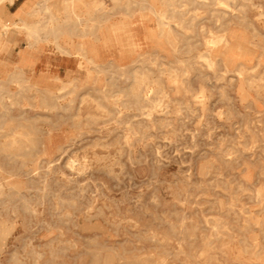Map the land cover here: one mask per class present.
Here are the masks:
<instances>
[{"label":"rangeland","instance_id":"obj_1","mask_svg":"<svg viewBox=\"0 0 264 264\" xmlns=\"http://www.w3.org/2000/svg\"><path fill=\"white\" fill-rule=\"evenodd\" d=\"M211 3L178 14L177 49L140 43L135 56L146 61L112 80L65 63L52 82L25 72L24 83L0 64L5 89L32 88L18 96L23 106L4 95L0 107V264H264V0H235L220 21ZM225 33L211 70L198 58ZM242 65L259 67L241 80ZM144 67L169 93L151 117L127 96L104 97L111 84L131 90ZM75 77L74 92L60 93ZM35 89L65 109L43 107ZM26 119L47 134L33 157L9 143Z\"/></svg>","mask_w":264,"mask_h":264},{"label":"crops","instance_id":"obj_2","mask_svg":"<svg viewBox=\"0 0 264 264\" xmlns=\"http://www.w3.org/2000/svg\"><path fill=\"white\" fill-rule=\"evenodd\" d=\"M191 3L202 4L196 0H5L0 3V64L32 73L36 80L48 76L51 82L59 66L87 64V74L93 69L112 80L141 58L135 56L140 43L148 41L158 52L177 49V25L185 21L178 14ZM152 17L157 20L155 27ZM23 22L41 31L31 36L19 28ZM21 41L25 45L18 48ZM72 79L76 84L80 80Z\"/></svg>","mask_w":264,"mask_h":264},{"label":"bare ground","instance_id":"obj_3","mask_svg":"<svg viewBox=\"0 0 264 264\" xmlns=\"http://www.w3.org/2000/svg\"><path fill=\"white\" fill-rule=\"evenodd\" d=\"M3 1H5V0H0V3L3 2ZM197 1H202V4L206 3V0H196V2ZM234 1L235 0H210V2H212L211 3L212 6L213 7L215 6V8H213V13H216V15H217V21H220L222 16H226L227 14H231L229 12V9H235ZM186 3H187V1H186ZM83 4H85V3H83ZM170 7H171V5H170ZM182 7H183V5H182ZM182 10H180V11L182 12ZM184 10H185V8H184ZM151 15H153V13H151ZM232 15L235 16V14H232ZM261 16H263V15L261 14ZM161 17H159V18H161ZM196 17H197V15H196ZM196 17L193 18V19H197ZM166 22H168V21H166ZM179 25H181V23H179ZM31 26L32 25H30V27H29L27 25V23L23 22L19 26V28L20 29H24L26 31L27 30L30 31L31 32V36H32L33 33H37L38 30H40V29H39L38 26H33V27H31ZM4 29L7 31L10 28L8 26H6ZM32 41H34V40H32ZM229 44H230V39L228 38V36L226 35V33L225 34H221V35H215V34H213V36L209 40H207L206 43H205V45L207 47L211 48L212 50L209 51L208 54L206 53L207 54L206 56H200L198 59L201 60V61H203L205 64H207L209 69L215 70V67L214 66L219 62V59L217 58V53L218 52L215 51V50H218V49H220L222 47H225L226 48V47L229 46ZM242 52L244 53V51H242ZM144 59H146V58H142L141 57L138 61L135 62L134 65L141 64V63L145 62L146 60H144ZM258 67H259V65L257 67H255V68H248L245 65H242L236 71V74L242 80L245 77L246 74H253L258 69ZM124 70H121L120 72H122V74H123L125 72ZM140 71H147V69H145V67H144V69L138 68L135 71L134 76H135V81L136 82H135V84H134V86L132 87L131 90H127L128 92H125L124 89H115L114 85L111 84L112 87L110 89H108V90H105V93L106 94H104V97L107 98L110 95V97H112L114 99L115 105H117V103L119 101L122 102L121 96H127L129 101L128 100H126V101L124 100L125 102L134 103L136 105L137 109L138 110H141L144 115H147L148 117H151L153 112L157 111L158 109H163L165 107L163 105L165 103V99L169 97V93L162 86V84L158 82L159 79L152 78L150 76L151 75L150 73H145V72H140ZM224 74L229 75L230 74V71L227 69L226 72H224ZM170 75L173 78L172 83H174L175 86H177L176 92L177 93H180L181 92V89L178 87L180 85L179 84V78H178L179 75L176 74V73L175 74L174 73L173 74L171 73ZM11 78L14 79V80H18L20 82H24V83H28V80H29V78L26 76L25 72L24 71H21V70H18V69H16V72H14L11 75ZM251 78H253V77H251ZM3 83H4L3 81L0 82V107L1 108H6V104L4 102V95H8V97H9L10 102H11L12 105H16L17 104L18 106H23V105H21L20 100L18 99V96H21L22 94H24L27 91L29 92L32 88H27V87H23L22 86L17 92H12L10 90L5 89L3 87ZM71 86L74 87V89L72 91L70 90L69 94L72 93V92H74L75 88L78 87L77 84H76V81L73 80V79H70L67 82H63L62 88L59 89L60 93H63L65 91H69L68 88L71 87ZM36 92H39L40 93L41 104H42L43 107L49 108L51 110L65 109V107L62 106L58 102V100L61 99V96L54 95V93L51 92V91H49V90L39 91L37 89ZM199 94H200V96L198 98L199 99L203 98L204 97V90H202ZM91 97L92 96H90V98ZM93 99H95V98H93ZM95 100H97V99H95ZM99 100H100V97H99ZM98 107H100V108H102L104 110H107V107L104 104H102L101 102H99V101H98ZM25 121L28 124H19L16 127L11 128L10 129V133L8 131V133L10 135H12V136L15 137V139L12 140L9 143H10V146H14V145H17V144H20V143L31 146V147H24L23 148L24 151L23 150L22 151H23V154L25 156H27V157L32 156L33 157L32 152L36 148L34 146H36L38 143L43 144L44 147H47L46 146V143L44 142L47 139V136H46L47 134H45V130L44 129L42 130V129H39V128L36 127V125H35L36 122L35 121H31L29 119H26ZM118 122L119 121H117V123ZM7 123H8V121H5V122H1L0 121V124H1L0 129H1V131L6 128ZM14 147H9V148H14ZM43 150H45V149H43ZM58 151H60V150H58ZM19 152H21V151H19ZM68 166L69 165H67V167ZM72 168H74V167H72ZM263 191H264V189L262 188V189H260V192L259 193H262ZM257 221H258V224L260 225L261 224V221L259 219ZM1 235L2 234L0 233V238L2 237Z\"/></svg>","mask_w":264,"mask_h":264}]
</instances>
